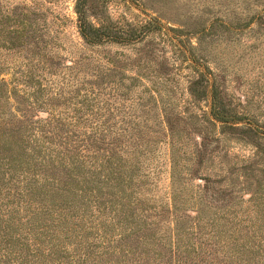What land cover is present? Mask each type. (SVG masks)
Returning a JSON list of instances; mask_svg holds the SVG:
<instances>
[{
	"label": "rangeland",
	"instance_id": "374dc122",
	"mask_svg": "<svg viewBox=\"0 0 264 264\" xmlns=\"http://www.w3.org/2000/svg\"><path fill=\"white\" fill-rule=\"evenodd\" d=\"M75 2L0 0V158L18 167L0 175L18 220L0 214V264H46L54 243L48 264H264V0H94L88 23L141 32L100 44ZM202 75L237 131L189 92ZM66 147L85 162L70 188ZM22 201L98 206L59 241Z\"/></svg>",
	"mask_w": 264,
	"mask_h": 264
},
{
	"label": "trees",
	"instance_id": "16d2710c",
	"mask_svg": "<svg viewBox=\"0 0 264 264\" xmlns=\"http://www.w3.org/2000/svg\"><path fill=\"white\" fill-rule=\"evenodd\" d=\"M89 5V8H88ZM95 7L94 4V0H76L75 2V13L77 14V18H78V22H79V31L81 36L90 44H100L102 42L105 41H109V42H117V43H122V42H127L129 40H137L140 37V31H138L137 29H124L121 28L118 25H115L113 22L111 21H107L106 19H101L99 22V26H93L91 23H88L86 21V12L88 9H90V7ZM201 80H196L194 83L191 84V87H189V92L191 93V95H193L197 100H200L202 97H207L209 99L210 102V106H209V112L206 113V116L209 115L211 116V118L216 122L219 123V127H221L222 132H227V131H237V128L235 126V121L236 118L231 115L228 111L225 110V104L222 103V100L220 99L219 95L216 93V89L214 88V83L210 84L209 87V91L205 90L206 88L203 86V83L200 84V82H204V76L202 75ZM0 84H4V82H1ZM194 86H202L201 90H202V94H200V92H196L194 89ZM196 93H198L199 96H195ZM46 120V119H44ZM248 129V128H247ZM250 131V128L248 129ZM6 133H2V136H5ZM3 137H0V148L2 147L3 149L5 148V151H9L11 152V148H9L6 143L5 140L7 141V139H5ZM70 150L68 147L65 148V152L62 153V157H59V163H60V167L62 168L63 172H65V174L68 172V174H66L67 177H65V179L63 180L65 182V188H70L74 185L75 187V183L71 182V179L76 178V180L80 179V175L78 174H74V169L78 168V166L83 167L85 162H79V157H75V156H69V158H64L67 154H70ZM65 154V155H64ZM6 158H0V175L3 177L5 175H7L8 172L11 171H15V169H17L18 167L13 165L12 162H7L10 158H8L7 156H5ZM41 158V162L42 164H46V160L43 157ZM49 164V163H47ZM53 164V163H52ZM45 182V181H44ZM38 185V184H37ZM40 185V184H39ZM45 186V187H43ZM49 186H51L50 184L44 183V185H40V187L36 188V190H33V193H42V192H46L47 189L49 188ZM87 191H89V188L87 189ZM91 193V192H90ZM91 196V194H88ZM93 198H94V192H93ZM23 204L17 203L16 205V212L14 210V213L20 214L21 212H26L29 214V218L31 220H34V222L29 221V229L30 231L32 230V228H34V225H36V223H39V221L42 220V222H54L53 226L54 229L51 228V230H54L55 233V238L57 240L60 241V238H62L60 235L62 233H66V235H64L63 239H67L68 238V234H72V235H77L76 233V228L78 224H76V221H72V225L69 224V220L71 218H89L91 219V217L93 216V211L94 209L98 206V205H92V202H88L86 203V207H82L83 208V212H81L78 209V213L76 214L75 210H68L69 212H66V208H61L62 206H60V202H51V203H40V202H29V201H22ZM95 203V201H94ZM8 204H1L0 203V214L2 215H7L8 218H10L9 222V228L13 227V225L18 222V220H15V218L12 216V211H10V209H8L6 211L5 207H7ZM77 206V205H74ZM90 206V207H89ZM56 208H58L56 210ZM69 208H72V205L69 206ZM105 209V207H104ZM89 212H88V211ZM5 212V213H4ZM11 216V217H10ZM84 221V220H83ZM81 222V221H80ZM45 227H49L50 225H44ZM58 228H60L61 230H59ZM50 230V232H51ZM59 231V232H58ZM29 234V233H28ZM2 236V234H0ZM0 236V237H1ZM43 237L44 234L41 232H38L37 234H33V237ZM79 236V235H78ZM4 245H6V241L7 238L4 239ZM3 242V241H2ZM1 244V243H0ZM3 244V243H2ZM36 249L38 250L39 246H40V242L36 243ZM22 245V244H21ZM53 246H51V249H48L47 252L49 251V255H48V262L46 264H48L51 261H55L56 259H53L54 256H58L59 253L61 254V252L63 251V247L61 245H59L58 243H54L52 244ZM60 246V248H62L61 250H58V247ZM22 247H25L26 251L24 252L23 255H29V250H27V246L26 245H22ZM29 248V245H28ZM0 250L4 251V248H0ZM11 251L9 250L8 253H10ZM34 253V252H33ZM19 255V254H18ZM20 256V255H19ZM61 257V259L63 258V256H59ZM23 258V257H22ZM46 258V257H44ZM178 258V257H177ZM20 259V258H19ZM84 263L83 261H79L78 264ZM27 264V263H26ZM76 264V263H73ZM169 264V263H168Z\"/></svg>",
	"mask_w": 264,
	"mask_h": 264
}]
</instances>
